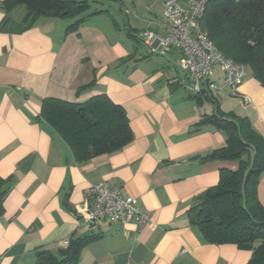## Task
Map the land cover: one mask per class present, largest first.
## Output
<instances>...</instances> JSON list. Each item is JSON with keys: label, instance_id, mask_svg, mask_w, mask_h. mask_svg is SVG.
I'll return each instance as SVG.
<instances>
[{"label": "crops", "instance_id": "1", "mask_svg": "<svg viewBox=\"0 0 264 264\" xmlns=\"http://www.w3.org/2000/svg\"><path fill=\"white\" fill-rule=\"evenodd\" d=\"M25 14V7H16L9 16L19 27ZM7 15L0 0V24ZM135 20L125 29L163 33L154 12ZM71 23L40 18L21 32L0 31V177L12 181L0 217V264H34L39 250L56 254L88 235L100 238L82 251L80 264H248L252 252L206 242L187 215L196 198L218 184L220 170L236 171L240 164L200 161L225 147L227 135L214 126L197 127L214 105L189 99L194 94L187 72L177 70L179 53L137 62L150 52L144 44L146 53L122 63L135 47L124 36H110L109 29L121 32L108 15L67 33ZM223 76L219 68L212 82L220 88L212 96L225 113L247 118L264 137V87L247 76L232 97L223 92ZM98 94L126 110L134 138L119 151L79 163L40 118L42 102L83 103ZM103 182L135 198L150 224L140 230L106 222L83 227L77 209L85 191ZM258 196L264 206V174Z\"/></svg>", "mask_w": 264, "mask_h": 264}, {"label": "trees", "instance_id": "2", "mask_svg": "<svg viewBox=\"0 0 264 264\" xmlns=\"http://www.w3.org/2000/svg\"><path fill=\"white\" fill-rule=\"evenodd\" d=\"M102 1L3 0L8 15L0 24V31L21 32L40 18H52L71 20L67 33H74L91 19L108 15L115 29L124 33L135 47L134 53L122 59V63L135 59L141 49H145L140 30L122 28L108 10L93 9L92 4ZM16 7L26 8L19 27L9 16ZM200 26L225 58L249 67L253 77L264 87V0H209ZM154 55L157 54L149 52L136 61H147ZM92 85L82 86L78 92ZM189 99L199 105H214V113L205 116L197 127L214 126L227 135L225 147L201 157L200 161L240 164L236 171L220 170L218 184L196 198L194 206L187 211L190 224L199 229L206 242L235 245L252 252L248 264H264V206L258 196L264 174V137L253 129L247 118L225 113L208 84ZM40 118L62 138L79 163L119 151L134 138L126 110L106 94H98L83 103L44 99ZM11 183V179L0 177V217L4 214ZM99 238V235H88L71 239L68 246L56 254L39 250L34 264H80L82 251Z\"/></svg>", "mask_w": 264, "mask_h": 264}, {"label": "built area", "instance_id": "3", "mask_svg": "<svg viewBox=\"0 0 264 264\" xmlns=\"http://www.w3.org/2000/svg\"><path fill=\"white\" fill-rule=\"evenodd\" d=\"M209 0H166L163 6V33L153 30L141 32V38L149 51L163 57L172 52L179 53V65L187 72L193 93H201L208 84L209 90L220 88L212 82L216 71H223L222 87L238 97L237 89L248 76L245 65L225 58L208 40L201 29L200 20L204 16ZM249 103L250 99H244ZM83 227L92 228L103 222L111 226H135L138 230L150 224L148 213L144 212L137 200L125 197L120 188H112L107 182L91 186L85 191L84 202L77 209ZM69 242H66V247Z\"/></svg>", "mask_w": 264, "mask_h": 264}, {"label": "rangeland", "instance_id": "4", "mask_svg": "<svg viewBox=\"0 0 264 264\" xmlns=\"http://www.w3.org/2000/svg\"><path fill=\"white\" fill-rule=\"evenodd\" d=\"M162 4H163V0H104L100 4H92V5H93V9L108 10L112 18H114L118 22L120 27L124 28L128 20L136 21L135 17L148 19L151 16V13L153 12L156 13L158 19L162 21L163 20L161 15ZM103 19H105L103 21L108 20L106 17ZM65 21H69V23L72 22L71 20H65ZM137 23H138V27L142 26L141 22L138 21ZM102 26L104 27L105 30L109 29L104 24H102ZM112 27L115 29L113 25ZM111 32L109 29V34L113 39H117L118 37H123V36L126 37L124 33L122 34L120 33L119 35H117V33L115 34L113 33V31ZM116 32L118 31L116 30ZM141 50L143 53L147 52L146 49H141ZM176 67L178 72L182 74L183 71L179 65V62H176ZM247 69H248V76H251L252 72L250 68L247 67ZM228 90L229 89L223 90V92L224 93L230 92L229 94L231 95V91Z\"/></svg>", "mask_w": 264, "mask_h": 264}]
</instances>
